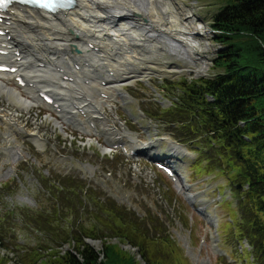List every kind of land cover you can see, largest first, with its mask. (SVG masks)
Here are the masks:
<instances>
[{
    "label": "rangeland",
    "instance_id": "obj_1",
    "mask_svg": "<svg viewBox=\"0 0 264 264\" xmlns=\"http://www.w3.org/2000/svg\"><path fill=\"white\" fill-rule=\"evenodd\" d=\"M176 1L192 12L199 23H205L209 30V34L198 38L209 46L206 53L209 68L205 74H214V58L222 45L217 42L211 27L222 1ZM150 59L160 65L166 60L161 57ZM169 59L167 63L183 64L178 57ZM158 75L153 74L148 81H127L124 90L131 100L122 102L118 97L111 101L112 108L104 107V112L108 118L114 119L118 128H123L121 123L124 124L136 138V142L128 143L123 137L120 141L126 144L137 147L142 142L167 137L185 148L188 155L178 154L177 161L182 164V170H177L178 179L186 178L191 191L198 194L194 207H200L199 201L207 200V210L216 213L218 224L215 227L208 224L192 208L184 193L178 191L176 182L158 169L147 155L129 157L119 148L104 154L102 147L108 145L105 135L83 133L66 123L63 132L48 117L52 114L62 120L49 105L40 103L28 112L16 111L3 98L1 104L19 114L18 119L29 129L38 128L46 140V146L39 148L23 133L16 132L11 138L0 121V253L8 258L5 264H22L35 252L43 255L71 248L70 242L64 241L67 232L82 234L83 229H90L92 232L97 230L103 237H110L109 226L98 220L99 216L106 214L97 203L107 204L109 200L142 219L141 231L149 238L150 250L152 253L155 250L158 258L175 264V258L164 242L170 238L183 253L187 264H256L254 257L242 247L245 240L241 242L236 236V223L242 219L238 198L226 173L217 166L215 156L201 142L197 143L198 138L189 140L181 128L177 129L179 137H176V130L159 115L160 108L171 106L176 97L171 83L181 78L192 79L198 74ZM138 114L142 125L136 120ZM90 137L98 142L89 145ZM109 138L112 142L117 141L112 135ZM8 139H12L13 145L22 147L23 157L14 164V171L4 177L12 165L4 150L9 145ZM169 153L168 144L161 142L160 155ZM87 163L94 167L92 174L83 165ZM211 165L212 170L208 172ZM70 178L78 180L79 186L75 181L74 185L69 182L67 186ZM212 231L217 232L223 254L213 249ZM93 240L98 242L94 245L96 248H102V239ZM132 251L140 257L138 247Z\"/></svg>",
    "mask_w": 264,
    "mask_h": 264
},
{
    "label": "bare ground",
    "instance_id": "obj_2",
    "mask_svg": "<svg viewBox=\"0 0 264 264\" xmlns=\"http://www.w3.org/2000/svg\"><path fill=\"white\" fill-rule=\"evenodd\" d=\"M1 17L0 28L6 33L4 37L0 35V50L7 52L0 53V62L17 70L0 72V100L5 98L9 107L28 112L40 103L45 104L41 93L51 94L55 98L52 106L59 103L58 108H53L62 120L52 114L48 117L63 132L66 123L87 134L103 133L108 141L112 135L117 142L124 137L128 143H134L136 138L124 124L120 122L123 128H118L104 112V107L112 108L111 101L118 97L122 102L131 100L124 90L127 81L147 80L155 73L201 75L209 68V46L198 38L209 34V30L176 0H77L74 8L57 14L15 6L2 12ZM157 57L166 59L163 65L150 59L158 60ZM177 57L183 64L167 63V59ZM19 77L25 80L24 85ZM8 106L0 103V121L8 135L12 138L16 132L23 133L44 148L46 140L40 130L26 127L18 119L19 114ZM136 120L142 125L139 114ZM160 139L142 142L140 146L147 145L152 156L159 155ZM165 141L172 152L170 157L186 155V150L172 139ZM12 142L10 139L4 148L12 163L4 177L14 171V164L23 157L22 147ZM95 142L98 140L90 137L87 143ZM125 144L123 147L129 151ZM102 149L104 154L111 150L107 146ZM174 165L182 170L178 161ZM87 170L93 172L94 167ZM188 185L183 178L177 188L194 200L197 195L190 186L186 188ZM199 204L206 207L208 202L201 200ZM209 216L217 225L215 213Z\"/></svg>",
    "mask_w": 264,
    "mask_h": 264
},
{
    "label": "trees",
    "instance_id": "obj_3",
    "mask_svg": "<svg viewBox=\"0 0 264 264\" xmlns=\"http://www.w3.org/2000/svg\"><path fill=\"white\" fill-rule=\"evenodd\" d=\"M221 1L212 23L222 45L214 58L215 73L171 83L176 97L159 115L176 130V137L181 128L189 140L198 138L197 143L215 156L238 198L242 219L236 223V236L252 246L255 263L264 264V0ZM74 181L79 186L71 178L67 186ZM97 203L106 214L98 220L109 226L110 237L90 229L67 232L64 241L71 248L35 252L22 264H172L151 252L142 219L134 212L112 200ZM86 238L102 239V248ZM164 242L175 264H187L170 238ZM123 244L138 247L140 257ZM7 259L0 253V264Z\"/></svg>",
    "mask_w": 264,
    "mask_h": 264
},
{
    "label": "water",
    "instance_id": "obj_4",
    "mask_svg": "<svg viewBox=\"0 0 264 264\" xmlns=\"http://www.w3.org/2000/svg\"><path fill=\"white\" fill-rule=\"evenodd\" d=\"M196 77H198V75H197ZM196 211H197L198 213H200L201 215L206 216V214L204 213V211H203L201 208H196ZM210 222H211V221H210ZM88 242H89L90 244H92V245H95V244L98 243L97 241H94V240H89Z\"/></svg>",
    "mask_w": 264,
    "mask_h": 264
}]
</instances>
